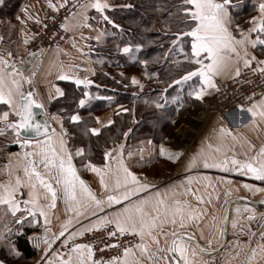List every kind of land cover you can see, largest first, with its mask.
<instances>
[{"label":"crops","instance_id":"1","mask_svg":"<svg viewBox=\"0 0 264 264\" xmlns=\"http://www.w3.org/2000/svg\"><path fill=\"white\" fill-rule=\"evenodd\" d=\"M4 0H0V5ZM60 1V0H55ZM51 3H55L54 0H50ZM94 0H85L84 5L78 10V12L69 18L66 22V29L71 35V44L67 49H53L48 52H40L35 55H27L21 62L11 63L9 62L8 73L15 79L20 80L21 91L24 93L32 92L34 100L43 104V109L46 111V120L49 125L55 129V132L50 134L53 139V146L60 151L59 139L63 135V139L66 141V149L72 153L73 164L77 170L78 175L83 179L87 185L97 194L98 197H103L105 189L100 185V178L96 172L91 170L90 164H84L78 166L75 162L76 152H72L65 137V131L61 127V123L58 117H54L48 111L50 102L62 95L57 93V89L63 93V90L57 85L60 81L75 82L76 79L90 80L91 75L95 70V61L90 55L92 44L97 42L101 36L103 29V18L108 7L101 14L90 5ZM106 2V1H105ZM49 4V0H27L23 11H21L16 19L7 23L5 20H0V40L6 39L13 42L15 49L21 52L24 48L25 37V25L30 19L37 18L41 13V8ZM229 13V11H228ZM260 13L257 15L259 16ZM229 30L237 37H240V31L231 28L230 21L227 22ZM249 26L244 30L247 33ZM255 33L252 34L253 39ZM257 47L264 48V45H257L253 48L248 46V52L250 55H255L257 60H264V56L257 52ZM233 57L235 54H232ZM15 65L20 70L22 75H17L11 72V66ZM252 66L256 67V61H253ZM264 66V65H262ZM2 67V65H0ZM236 67H243V60L236 61L233 59L230 62V69L234 70ZM62 75H68L72 79H60ZM231 78V72L216 78L217 87ZM137 80V79H136ZM188 95L190 98L196 99L201 104L202 108L200 116L198 117V123L191 127L186 123L180 122L174 130V138L170 142L163 140L158 143L152 141H146L139 150L124 151L121 149V145L115 147L109 152V156L106 158L104 165L100 168L106 173L105 179L109 183L110 187H113L117 178L123 179V171L120 167V161L130 171L135 173L141 181H146L156 186L155 189H148L146 192H141V197L156 190L171 193L175 191L177 199L181 201H187L193 208L198 211H203L204 215L201 218L199 227H192L188 225L184 229H180L176 225L166 224L164 225L165 232L183 231L194 233L199 244L209 250H212L217 246L221 239V233L219 231L222 228V210L225 205V201L234 197H246L250 200L261 202L264 201V192H255L245 189L243 184H253L257 187L264 188V182L257 181L250 176H245L236 172H225L222 169H206L200 163L201 156L197 154L203 153L205 155H220L215 152V148L222 143L226 146L234 147L237 158L244 159L245 153L248 155H254V150H249L247 141H251L252 144L258 148L261 144H264V122H261L259 118L256 119V125L250 123V113L241 112L239 108L228 110L222 114L209 113L205 109L206 102L212 98L215 94V90L209 89L203 99H197L190 95V92L198 83L196 77L192 81H188ZM76 83V82H75ZM139 84L135 86L139 87ZM84 85V84H82ZM143 85V84H141ZM140 85V86H141ZM142 87H139L141 90ZM258 98L257 100H259ZM5 107L3 111H8V107L4 104H0ZM198 105V104H195ZM246 109V108H245ZM124 110V109H123ZM2 111V112H3ZM111 111H114L112 109ZM110 113L102 115L98 118V127L107 124L111 117ZM196 112V111H195ZM241 117L243 119L241 120ZM258 125V126H257ZM97 127V128H98ZM224 127L231 130L232 136H228L225 139H220V128ZM233 136L235 139H233ZM39 139H43L39 138ZM16 144V143H15ZM211 144L213 147L209 148ZM161 145L169 153H182L175 161L168 158L167 155H160ZM243 145V146H242ZM34 148L24 149L21 145L16 144V149L12 151L3 169L0 170V183L15 184L17 175L20 176L22 181H27L28 177L24 172V152L33 151ZM81 150V149H79ZM83 152V151H82ZM132 153V155H129ZM227 155H233V152H228ZM80 156V155H79ZM197 156V163L188 170L189 158ZM31 159V158H29ZM37 168L42 175L46 174V169L39 163V157H36ZM105 165L108 168H105ZM111 169V171H109ZM191 178V183H189ZM57 188V200L56 207L49 208L47 205L50 203V194L47 199L44 197L45 190L37 186V191L41 193L40 204L45 206V211L48 213L47 220L41 216L38 212L34 216H29L27 212H24V220L17 223L20 220L21 213L12 215L11 211L5 206L0 205V261L3 264H48V261H56L60 256L67 260L69 253L72 249V242L80 235H76L74 238L69 239L73 233L86 232L88 228L96 229L94 225L97 224L99 218L104 215H112L118 211L123 204L113 205L108 207L105 205L104 212H97L96 216H92L91 212L94 210L88 208L82 210L83 214L77 216L75 211H69L63 198V193L59 190L60 186L53 184ZM191 189V192H187V189ZM26 195V199H29L28 187H23ZM195 193V195H193ZM226 193L229 195L226 196ZM203 198L204 203H200L196 197ZM135 200L136 197H133ZM210 201V203H209ZM127 203V202H123ZM171 203V199L169 200ZM245 205L242 203H233L229 208V223L227 241L223 249L216 256H204L203 254L197 255L194 259L197 261L203 259L208 264H245L246 257L251 253V248L255 247L258 243H262L260 240V232L264 231V219L261 218V214L264 213V207L257 208L248 205L254 210L255 218L248 220L247 217L253 213L245 211ZM24 205L21 204V209ZM237 207L240 208V212L237 213ZM263 212H262V211ZM216 217V226L214 227L212 218ZM71 223H68V221ZM233 221H236L237 227H233ZM243 227L244 231H241ZM63 228H67L64 235L56 239L60 231ZM30 230L31 236H39L42 240L41 252L36 253V257L29 261H24L21 258V253L15 249L14 246L8 244L7 239L13 233L20 234L24 230ZM45 229L48 231L45 232ZM255 233L254 236L248 232ZM159 229L153 232L156 235ZM203 233V235H201ZM47 237L48 244H45L44 238ZM139 242L136 244H146L149 246L150 252H142L140 248L133 246L132 253L136 260L142 262V264H152L147 259L150 253L156 252V244L152 241L151 237L145 235L143 239L137 235ZM159 247L164 248L167 246L166 239L163 235L159 236ZM168 240L171 239L169 236ZM211 240V245H208L207 241ZM67 245L65 246V241ZM250 241V243H249ZM10 243V242H9ZM50 245V246H49ZM75 257V253H72ZM157 255H159L157 253ZM160 264H165L161 261ZM253 264H264V258L258 255Z\"/></svg>","mask_w":264,"mask_h":264},{"label":"snow or ice","instance_id":"2","mask_svg":"<svg viewBox=\"0 0 264 264\" xmlns=\"http://www.w3.org/2000/svg\"><path fill=\"white\" fill-rule=\"evenodd\" d=\"M66 2L67 0H65ZM49 6L54 10H58L54 4H51L50 0ZM63 6L62 4L61 7ZM90 6L101 14L110 7L105 0H94ZM229 6L230 0H182V14L185 17V22L191 26L187 31L177 33V39L179 40L180 37L191 38L190 52L184 53V61L191 65V70L186 71L178 80H173V83L182 84L192 81L196 77L198 83L190 92V95L197 99L202 100L208 94L209 89L219 91L216 78L226 72L230 71L233 79L241 75L240 67H236L234 70L230 69V62L233 59L237 62L243 60V67L245 68L251 67L253 61H256V67L252 68L253 73L264 74V67H262L264 60H257L255 55H250L248 52L249 45L253 48L257 45H264V0H261L258 5L260 15L251 17L249 23L252 24V27L248 29L247 33L237 25V29L240 31L239 38L227 26V22L230 20ZM102 18L106 21L108 20L107 16H102ZM61 27H65V25L62 24ZM253 33L256 34L254 39L252 37ZM25 43H27V40ZM173 43H176V41H173ZM181 50L183 51V49ZM124 51L127 52L128 48H125ZM232 54H235L234 57ZM8 55H11V53ZM0 65H2L0 67V104L8 107V111L0 112V121L4 122V127L0 128V135L11 129L14 134L13 143L21 145L24 149L34 148L33 151L24 152V172L28 177L27 181H22L20 176L17 175L15 184L0 183V205H5L13 216L18 212L21 213L20 220L17 223L25 219L24 212H27L29 216H34L38 212L45 217L46 223L49 222L45 206H42L39 202L41 193L37 191V186L39 185L45 190L43 194L45 199L50 194V203L47 207L55 208L57 200V188L53 186L55 184L60 186L59 190L63 193L68 210L75 211L77 216L83 214L82 210L93 206L94 210L91 215L96 216L97 212H104L105 205L111 207L123 204L112 215L101 216L94 227L99 229L102 226L114 225V231L108 232L109 237L116 235L117 231L121 235L125 233L139 235L142 239L145 235L151 237L157 246L156 252L150 253L147 257L152 264H160L161 261H164L165 264H208L203 259L199 261L194 259L199 254L209 252L208 248L199 244L194 233L183 231H172L169 233L163 230L166 224L176 225L180 229H184L188 225L198 228L204 215L203 211L193 208L187 201L177 199L178 194L175 191L162 193L156 190L141 197L139 195L141 192L147 193L148 189H155L156 186L148 183L146 178L145 181H141L135 173L124 165L123 160L120 161L123 179L117 178L113 187H110L109 183L106 182V173L97 166L91 165V170L96 172L100 178L101 187L106 190L103 197H98L78 175L73 164L72 153L65 147L66 141L63 139V135L60 136L58 141L60 151H57L53 146V139L49 133L50 131L54 133L55 129L49 128L46 119L41 120L38 118V116L46 115V113H37L33 110L34 107L42 109L43 104L33 99L32 92L24 93L21 91L20 80L13 78L8 73L9 62L4 60L3 57H0ZM11 72L22 75L15 65L11 66ZM60 79L67 80L72 79V77L62 75ZM75 82L77 85L84 84L85 86L91 83L87 79H76ZM132 83L138 84L139 81L133 77ZM57 93L63 95L60 89H57ZM253 96L248 97L252 101L249 107L245 109L242 104L238 107L242 113L245 111L250 113L251 119L249 122L256 125L257 118L264 122V92L260 94L259 100L253 99ZM80 103L83 104V101ZM156 106L161 107L159 104ZM10 116L13 118L10 119ZM80 119L78 115L71 117L73 121H79ZM242 119L243 117H241ZM91 131L98 133L100 129L93 128ZM220 134L221 140L232 136L231 130L224 127L220 128ZM41 136L43 139L38 138ZM233 139H235L234 136ZM247 144L249 150H254L255 154L248 155L245 153L244 159L237 158L234 147L226 146L223 143L215 148V152L220 155H205L202 151L197 156L202 157L200 163L206 169L215 168L222 169L225 172H236L264 182V144H261L258 148L251 141H247ZM208 147L212 148L213 146L209 144ZM121 149H123V145H121ZM82 151V149L77 150L76 155H81ZM228 152H233V155H227ZM109 155L108 152L105 153L106 158ZM129 155H132V153H129ZM160 155H167L169 159L175 161L182 153H169L161 145ZM197 156L189 158L188 170H191L197 163ZM36 157H39V163L46 169L45 175H42L38 170ZM105 168H108V166L105 165ZM189 183H191V178H189ZM23 187L31 189L28 193L29 199H18V193L21 196L23 195L21 191ZM243 187L250 191L264 192V188L253 184L245 183ZM191 191L190 188L187 189V192ZM227 195L229 193H226ZM133 197H136V199L134 200ZM170 199L171 203H169ZM196 199L200 203H204L202 197L197 196ZM230 203L231 201L229 200L225 201L226 205ZM261 203H264V201H261ZM21 204L24 205L23 209H21ZM244 207L245 211L253 213L247 219H254V210L250 209L248 205ZM236 212H240L239 207H237ZM261 218L264 219V214H261ZM227 219V209H225V214L221 217V220L226 221ZM212 220L215 227L216 217H213ZM68 223H71V221L69 220ZM233 227H237L236 221H233ZM157 229H159V232L153 235V232ZM92 230V228L87 229V231ZM47 231L45 229V232ZM65 231H67V228H63L55 238L58 239L63 236ZM219 231L221 234L224 233L222 228ZM241 231H244L243 227H241ZM248 232L252 236L255 235V233L251 232V229H248ZM83 234V232L73 233L69 239L74 238L76 235L82 236ZM161 235L166 239L167 246L164 248L159 247V236ZM169 236L171 237L170 240L167 239ZM260 240L262 243H258L251 248V253L247 255L245 264H253V261L257 258L258 249L259 255L264 258V231L260 232ZM44 242L48 244L46 236ZM67 242V240L64 242L65 246ZM207 243L211 245L212 241L209 239ZM108 247H117V245H104V248ZM136 247L140 248L142 252H150L149 246L146 244H138ZM100 250L103 251L104 249L101 248ZM212 251L215 252L216 250ZM72 253H75V257H73ZM133 256L132 249L126 247L123 249L122 256H112L109 260L104 261L102 258H94L93 245L73 244L67 260L60 256L56 261H48V264H142L139 260L130 259ZM0 264H3V261H0Z\"/></svg>","mask_w":264,"mask_h":264},{"label":"trees","instance_id":"3","mask_svg":"<svg viewBox=\"0 0 264 264\" xmlns=\"http://www.w3.org/2000/svg\"><path fill=\"white\" fill-rule=\"evenodd\" d=\"M26 1L4 0L0 5V20L11 23L23 11ZM105 1L111 8L106 10L108 20H103L100 38L92 44L90 55L95 70L91 83L85 86L60 81L57 85L63 95L48 106L49 113L60 120L69 149L83 150L75 158L78 166L101 167L105 153L122 143L124 151L130 152L139 150L146 141L170 142L180 122L191 127L198 123L202 108L198 100L189 97V82L173 83L191 70V65L184 61V53L190 52L191 38L177 39V33L191 26L182 14V0ZM260 2L230 0L231 28L239 30L237 25L240 29L247 28L251 17L259 14ZM256 49L264 56V48ZM133 77L143 84L141 90V84L137 87L132 83ZM4 109L0 105V112ZM110 111L111 123L98 127V118ZM73 115L81 119L73 121ZM3 127L4 122L0 121V128ZM97 127L100 131L93 133L91 129ZM13 140L11 129L0 135V170L16 149ZM30 237V230L26 229L7 239L24 261L36 257L29 246Z\"/></svg>","mask_w":264,"mask_h":264},{"label":"built area","instance_id":"4","mask_svg":"<svg viewBox=\"0 0 264 264\" xmlns=\"http://www.w3.org/2000/svg\"><path fill=\"white\" fill-rule=\"evenodd\" d=\"M56 9L54 10L49 4L41 8V13L37 18L30 19L25 25L24 48L21 52L15 49V45L10 40H0V57L11 63L21 62L25 56L48 52L53 49H65L70 45L71 36L66 29V22L71 18L85 3V0H65L55 1ZM64 5L61 7V5ZM65 27H61V25ZM27 40V43L25 41ZM11 53V55H8ZM264 67V66H262ZM251 66L242 68L241 75L221 83L215 94L206 104L205 109L209 113L222 114L228 110L239 108V105L249 107L252 103L248 99L260 98L264 92V74L259 72L253 73ZM23 195L17 194L18 199H26L25 191L22 188ZM114 231V225L102 226L99 229L86 231L82 236L76 238L71 244H91L94 249V258L109 260L112 256H122L123 249L132 248L139 242L137 235L125 233L121 235L118 231L116 235L109 237L108 232ZM117 245V247L104 248V245ZM29 246L37 254L41 252L42 240L39 236L29 238ZM104 250L101 251L100 249Z\"/></svg>","mask_w":264,"mask_h":264},{"label":"water","instance_id":"5","mask_svg":"<svg viewBox=\"0 0 264 264\" xmlns=\"http://www.w3.org/2000/svg\"><path fill=\"white\" fill-rule=\"evenodd\" d=\"M33 99H34V97H33ZM33 110L35 112H37V113H41V112L46 113V111L43 108L41 109V108H35L34 107ZM46 116L47 115L38 116V118L41 119V120H45L46 119ZM48 125H49V123H48ZM49 128L50 129H53V127L51 125H49ZM49 134H52V132L50 131ZM38 138H42V136L41 137H38ZM241 198H243V199H241ZM229 201H231V203L228 204V205L225 204L224 207H223V210H222V216H223L225 214V209H227V217H228V219L226 221H223L222 220V229H224V233L221 234V239H220L219 244L212 249V250H216V251L213 252L212 250H209L208 253H204L203 254L204 256H215L225 246L226 241H227V233H228L229 208H230L231 204H233V203H242V204H244L245 203V204H248L250 206L257 207V208L264 207V203L257 202V201H253V200H250V199H248L246 197H234V198L229 199ZM169 255H171V254H169Z\"/></svg>","mask_w":264,"mask_h":264},{"label":"rangeland","instance_id":"6","mask_svg":"<svg viewBox=\"0 0 264 264\" xmlns=\"http://www.w3.org/2000/svg\"><path fill=\"white\" fill-rule=\"evenodd\" d=\"M69 34H70V33H69ZM70 36H71V35H70ZM70 44H71V42H70ZM68 47H69V46H68ZM68 47H67V48H68ZM67 48H65V49H67ZM0 111H1V110H0ZM249 208L251 209V207H249ZM261 211H262V210H261ZM262 212H263V211H262ZM262 214H264V213H262ZM215 256H216V255H215Z\"/></svg>","mask_w":264,"mask_h":264}]
</instances>
